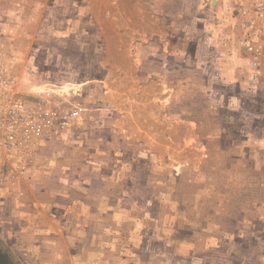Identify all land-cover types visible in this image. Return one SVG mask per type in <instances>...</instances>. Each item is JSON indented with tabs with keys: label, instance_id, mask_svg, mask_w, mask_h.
Returning a JSON list of instances; mask_svg holds the SVG:
<instances>
[{
	"label": "rangeland",
	"instance_id": "374dc122",
	"mask_svg": "<svg viewBox=\"0 0 264 264\" xmlns=\"http://www.w3.org/2000/svg\"><path fill=\"white\" fill-rule=\"evenodd\" d=\"M240 2L0 0L15 264H264V26Z\"/></svg>",
	"mask_w": 264,
	"mask_h": 264
},
{
	"label": "built area",
	"instance_id": "2783aa9c",
	"mask_svg": "<svg viewBox=\"0 0 264 264\" xmlns=\"http://www.w3.org/2000/svg\"><path fill=\"white\" fill-rule=\"evenodd\" d=\"M241 5L245 3L240 2ZM250 4V5H249ZM249 7L253 12H256L253 18H248L246 16V9L243 8V19H245L244 24L247 26H264V0H253V2H249ZM245 14V15H244Z\"/></svg>",
	"mask_w": 264,
	"mask_h": 264
},
{
	"label": "water",
	"instance_id": "95a60500",
	"mask_svg": "<svg viewBox=\"0 0 264 264\" xmlns=\"http://www.w3.org/2000/svg\"><path fill=\"white\" fill-rule=\"evenodd\" d=\"M0 264H15L9 254L0 247Z\"/></svg>",
	"mask_w": 264,
	"mask_h": 264
},
{
	"label": "crops",
	"instance_id": "0c3cea01",
	"mask_svg": "<svg viewBox=\"0 0 264 264\" xmlns=\"http://www.w3.org/2000/svg\"><path fill=\"white\" fill-rule=\"evenodd\" d=\"M214 3L218 5L220 3V0H210V4H214ZM239 6H242V5H239ZM242 8H244V7L242 6ZM244 22H245V19H244ZM244 22H243V25H245ZM243 49H244V52H246L245 51L246 49L245 48H243Z\"/></svg>",
	"mask_w": 264,
	"mask_h": 264
}]
</instances>
